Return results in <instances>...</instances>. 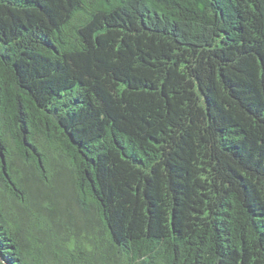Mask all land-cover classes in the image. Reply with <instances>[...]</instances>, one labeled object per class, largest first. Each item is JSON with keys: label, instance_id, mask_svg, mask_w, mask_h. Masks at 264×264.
Wrapping results in <instances>:
<instances>
[{"label": "trees", "instance_id": "trees-1", "mask_svg": "<svg viewBox=\"0 0 264 264\" xmlns=\"http://www.w3.org/2000/svg\"><path fill=\"white\" fill-rule=\"evenodd\" d=\"M0 264H264V0H0Z\"/></svg>", "mask_w": 264, "mask_h": 264}]
</instances>
